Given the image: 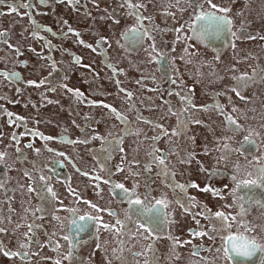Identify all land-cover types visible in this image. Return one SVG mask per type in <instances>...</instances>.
Masks as SVG:
<instances>
[{"label":"flooded vegetation","instance_id":"obj_1","mask_svg":"<svg viewBox=\"0 0 264 264\" xmlns=\"http://www.w3.org/2000/svg\"><path fill=\"white\" fill-rule=\"evenodd\" d=\"M199 2L207 11V0ZM212 2L231 9L227 15L239 39L228 34L187 39L193 36L191 0H131L144 5L137 11L154 38L136 44L123 35L140 26L128 15L126 0L0 4V264H97L93 256L102 264H229L223 252L228 234L255 237L264 245V187L232 195L233 177L255 179L264 168V0ZM153 43L166 61L152 59ZM165 62L167 74L161 71ZM241 76L246 79H237ZM68 89L83 95L77 100ZM227 116L242 130L233 132ZM150 153L165 156L174 176L158 175L156 164L145 171ZM174 182L209 185L222 198L191 187L186 193L173 190ZM115 184L135 188L141 198L166 196L170 222L155 239L97 231L91 221L86 232H76L71 221L80 216L100 217L109 225L125 219L128 205ZM202 206L224 212L231 227L218 231L219 221L201 215ZM201 230L212 239L192 235ZM65 235L78 245L70 260L64 259ZM241 259L264 264V251Z\"/></svg>","mask_w":264,"mask_h":264},{"label":"snow or ice","instance_id":"obj_2","mask_svg":"<svg viewBox=\"0 0 264 264\" xmlns=\"http://www.w3.org/2000/svg\"><path fill=\"white\" fill-rule=\"evenodd\" d=\"M192 2V7H193V19L192 22L188 24L189 29L192 31L193 36L187 37V39H202L205 36L212 35L219 37L223 34H228L231 35L235 39H239L240 37L237 36L236 32H233L231 30L232 28V20L231 18L227 15L231 11V9L226 8V7H220L217 4L213 3L212 0H207V3L209 5V8L207 11L204 10V6L202 3L199 2V0H191ZM4 0H0V4H3ZM127 6L129 9L132 11L128 12V15H135L138 24L140 25L139 27H132L126 30L123 35H125L129 41L132 44L139 43L143 41L145 37L148 39H154L151 36V29L145 28L142 24L143 19L145 17H142L137 11L138 9L144 7L143 4H132L131 0H126ZM23 6V5H22ZM11 11L15 12L16 8H13L11 5L9 6ZM123 7V5H122ZM197 9H199L197 11ZM150 19V18H149ZM117 23L119 21H116ZM65 23H67L65 21ZM183 28V25L181 28L175 29L177 33H180ZM69 32H73L74 30L69 27L68 28ZM4 33H0V36H3ZM75 35L79 36V33H75ZM249 39H253L254 37L249 36ZM181 39L180 35H177V40ZM261 39H264V37H261ZM79 43L83 44L84 41L80 40ZM98 43H100L98 41ZM235 47V44L233 43L232 45ZM89 47H91L89 45ZM152 51L157 53L156 57H152V59L157 60L159 63L160 61H166V54L160 50L158 51L156 48V45L153 43L151 45ZM95 50V49H93ZM187 52V49H185ZM183 59V57H181ZM219 57L217 56V59ZM77 63L79 62L78 60L76 61ZM161 71L164 74H167L168 68L166 62L161 65ZM16 74L11 73L8 74L9 77L15 76ZM237 79L240 80H245V76H241ZM45 81H40L41 84H43ZM175 83V81H172ZM29 84H35L34 81H28ZM38 86V85H37ZM68 91L73 92L74 96L76 97L77 100H79L82 97V93L77 89H68ZM232 91L236 92L237 96H240L239 91H237L235 88L232 89ZM129 95H131L129 93ZM186 101L188 100V97L184 98ZM243 99V97H241ZM104 107L110 108L109 105H103ZM216 108L218 111L221 113L223 112V109L220 105H216ZM111 111L115 112V109H111ZM11 115V114H9ZM118 118L119 117V114ZM226 120L230 125H233L234 127L232 128L233 132H239L241 131V126L236 123V121L231 117L227 116ZM196 123H199V121H196ZM176 132H173V135H175ZM99 138V137H96ZM45 139H52V137H45ZM157 139V138H153ZM244 142H251L249 136L244 137ZM225 149L228 148L227 145L224 146ZM123 151V149H120ZM39 151V150H37ZM156 149H154V152ZM151 156V161L145 165V171H151V165L156 164L157 169H158V175L161 176H174V174L169 173L167 170V167L165 165V159L166 157L161 155L159 157L155 156L153 153L149 154ZM122 170V169H121ZM256 175L255 179H247V180H240L237 181L236 177H233L232 179L236 182V187L232 190V195L237 196L238 195V190L242 188H248L251 186H258V187H264V168H259L256 170ZM85 175H87L85 173ZM249 175H253V173H249ZM99 179V177H97ZM40 180L46 181L47 177L46 176H40ZM105 183H109V181H105ZM173 190L176 188H179L182 192L187 191V188H197L202 192H210L213 196H221V193L217 191L216 189H213L209 185H205V187L200 188L198 184L195 182H191L187 185L184 184H178V183H173L172 185ZM114 189H119L120 192L117 193L121 197L123 201H125L128 205V209L125 210V219L122 221L120 219L116 220L115 225H109V224H101V218L100 217H94V216H80L79 221H83V223H80L78 220L73 219L71 221V225H75V229L77 233L81 232H86L89 227V221L92 222V225L96 227V230L99 231L100 227H103L104 230L106 231H113L118 235H124L127 234V232H132L135 234L136 232H140L145 236V238H153L155 239L156 236L155 234L158 233L160 227L162 224H168L170 221L167 219L168 213L166 212V209L168 208L169 201L167 200L166 196L162 195L160 198L156 197H149V195H145L143 198H141L139 195L135 193V188L133 190H129L124 187L123 184H115ZM30 191L32 190L31 188L29 189ZM44 190L48 193L51 194V196L54 198L55 197V192L52 191L51 188L45 186ZM222 198V196H221ZM240 201H243L245 199V196L240 195L238 197ZM194 200V198H193ZM179 202V201H178ZM85 203H89L88 201H85ZM92 208H96L97 211H102V209L97 208L95 204L91 205ZM181 207L185 208V211H188V208L181 204ZM241 209H243V204H240ZM202 213L201 215H204L205 218L207 219H212L213 217L216 218V220L219 221V227L218 231H223L226 228H230L231 225L228 223L229 221V216L225 215L224 212L222 211H217L215 213H212L210 209H208L206 206H202ZM68 211L75 213L76 209H68ZM108 214L111 216H115L116 213L112 212L110 210H107ZM195 218V217H194ZM233 220H235V217H232ZM197 225L200 224L199 220L196 221ZM129 224H132L133 227L129 228ZM71 225L69 226V231H71ZM215 227V226H214ZM0 231H3L0 229ZM247 231V229H246ZM192 235L194 236H209L208 232L204 231H198V232H193ZM64 240L69 242V251L67 256L64 257V259H71L73 255V249L77 247L78 245L73 242L72 239L69 238L68 235H65ZM210 239H212L211 236H209ZM170 239H173L175 243H179L178 238L170 237ZM224 239V257L229 261V264H243L241 258H246V257H251L253 256L257 251H264V245L258 244L257 240L255 237H249L246 235H233V234H228L226 237H223ZM99 247V244L97 245ZM148 250H153V245L149 244L148 245ZM5 256L9 255H18V253H10L8 251H4L3 253ZM194 255L196 254L195 252L193 253ZM135 255V254H134ZM56 264H61L59 260L56 261ZM145 264H148L146 261Z\"/></svg>","mask_w":264,"mask_h":264},{"label":"rangeland","instance_id":"obj_3","mask_svg":"<svg viewBox=\"0 0 264 264\" xmlns=\"http://www.w3.org/2000/svg\"><path fill=\"white\" fill-rule=\"evenodd\" d=\"M260 35L263 36V35H264V32L260 33ZM261 46H262V45H261ZM262 47H263V46H262ZM263 49H264V47H263ZM224 100H225V99H224ZM231 102H232V101H231ZM212 103H213V102H212ZM223 124L226 125V122L224 121ZM117 134H118V133H116V135H117ZM219 139H220V138H218L217 140H219ZM121 140H123V138H121L120 141H121ZM93 258L97 261V264H102L99 260H97V258H96L95 256H93Z\"/></svg>","mask_w":264,"mask_h":264}]
</instances>
